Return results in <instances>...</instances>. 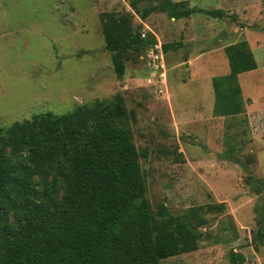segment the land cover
Instances as JSON below:
<instances>
[{"label": "rangeland", "instance_id": "374dc122", "mask_svg": "<svg viewBox=\"0 0 264 264\" xmlns=\"http://www.w3.org/2000/svg\"><path fill=\"white\" fill-rule=\"evenodd\" d=\"M167 1L193 13L177 20ZM151 7L159 11L143 19ZM212 10L225 15L215 18ZM127 16L132 32L163 50V69H155L147 47L117 77L103 22ZM243 40L258 62L239 77L245 112L215 117L212 80L229 73L225 48ZM118 93L152 212L183 216L225 204L199 229L198 250L161 264H232V251L242 264H264V242H257L264 193L247 182L264 181V0H0V126Z\"/></svg>", "mask_w": 264, "mask_h": 264}, {"label": "trees", "instance_id": "16d2710c", "mask_svg": "<svg viewBox=\"0 0 264 264\" xmlns=\"http://www.w3.org/2000/svg\"><path fill=\"white\" fill-rule=\"evenodd\" d=\"M181 4L167 1L164 8L183 19L193 10L180 12ZM150 11L159 8L146 9L142 18ZM132 25L128 16L103 22L119 79L132 54L155 46L151 36L147 41L132 32ZM171 48L177 46L164 51ZM225 53L229 73L212 80L215 117L245 112L239 77L258 69L246 40ZM130 120L118 93L64 114H35L0 126V264H161L199 249V229L225 204L190 208L183 216L154 214ZM247 182L264 193V181L248 176ZM257 242H264V226ZM230 260L242 264L244 257L232 251Z\"/></svg>", "mask_w": 264, "mask_h": 264}, {"label": "built area", "instance_id": "2783aa9c", "mask_svg": "<svg viewBox=\"0 0 264 264\" xmlns=\"http://www.w3.org/2000/svg\"><path fill=\"white\" fill-rule=\"evenodd\" d=\"M147 54L150 55L153 66L157 71L164 68V54L159 46L155 45L154 47H151ZM164 76L165 73L162 72V74H160L161 82H164Z\"/></svg>", "mask_w": 264, "mask_h": 264}]
</instances>
